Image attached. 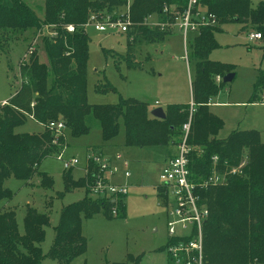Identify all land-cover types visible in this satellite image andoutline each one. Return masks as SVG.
I'll return each mask as SVG.
<instances>
[{"label": "trees", "instance_id": "obj_1", "mask_svg": "<svg viewBox=\"0 0 264 264\" xmlns=\"http://www.w3.org/2000/svg\"><path fill=\"white\" fill-rule=\"evenodd\" d=\"M189 0H132L129 15L132 25L127 32V55L118 57L116 66L125 61L131 68L140 67L133 57L137 44L143 41L164 44L177 27L156 25L149 20L156 17L157 23H172L177 12L182 13ZM128 0H44V18L23 0H0V50H4L9 34L25 32L43 26H55L57 37H43L49 65L39 61L35 51L20 64L21 82L18 91L0 108V201H9L14 192L5 183L16 178L31 183L36 175L43 188H52L53 179L39 171L42 161L59 154L67 144V132L73 138L88 135L91 126L88 118L99 123L104 145L115 139L120 130V120L125 128V145L129 147H169L176 145L182 136L183 125L189 118V104H172L165 109L166 119L152 115L148 104L136 99H123L117 105H91L87 99V73L89 61V38L86 24L92 16L100 21L110 17L113 21L125 19ZM170 8L169 13L165 8ZM124 13H119L122 9ZM196 11L212 15L215 24L199 25L190 31L193 38L189 44L188 58L195 61L192 81V99L197 105L189 142L203 147L200 156L192 154L191 170L194 175H210L213 158L219 164L227 162L232 167L247 158L241 174L230 175L224 186L210 187L202 191L209 209L204 225V256L207 264H264V142L256 130H236L227 138L218 139L223 128L220 118L210 111L209 104L224 88L223 81L217 84V76L224 78L234 73L230 64L210 60V53L218 48L215 39L221 26L229 22L251 23L264 39V7L251 10L250 0H198ZM74 25L69 33L65 27ZM180 31V30H179ZM8 37V38H6ZM105 56L112 57L110 51ZM97 91H116L108 82L99 84ZM264 90V71H259L253 85L250 104L255 103L259 91ZM30 118L43 127L37 133H17ZM62 120L65 138L61 146L53 144V134L48 124ZM90 146L87 152L101 154L102 147ZM173 155H170L171 157ZM91 169H98L90 163ZM71 170V169H70ZM68 170V171H70ZM132 177V176H131ZM65 192L85 189L86 179L74 180L72 174H64ZM123 181V180H122ZM130 181V180H129ZM158 195H162L158 186ZM112 201L89 197L65 206L61 210L53 246L44 255L41 244L50 217L28 207L24 218V233L18 228L16 212L0 210V264H43L49 258L56 264H72L84 255L87 240L82 232L84 219L103 214L111 219ZM120 216L125 218L126 203L119 206ZM167 245L164 247L166 251ZM168 255V254H167ZM143 255L129 254L123 263L140 264ZM169 264H174L168 256Z\"/></svg>", "mask_w": 264, "mask_h": 264}, {"label": "rangeland", "instance_id": "obj_2", "mask_svg": "<svg viewBox=\"0 0 264 264\" xmlns=\"http://www.w3.org/2000/svg\"><path fill=\"white\" fill-rule=\"evenodd\" d=\"M23 1L43 20L44 0ZM250 6L251 10H257L260 6L264 7V0H250ZM124 10L119 13H124ZM157 20L151 17L150 26L154 27ZM51 32L53 29L42 25L25 32L9 34L4 50H0V104L18 91L21 82L19 68L23 60L36 51L39 61L49 65L42 39L44 36L52 37ZM253 32L258 31L253 29L250 22H229L222 25L221 31L215 35L219 47L210 53V60L232 65L235 74L234 80L211 100L213 103L220 100L227 103L211 107V112L223 122V128L217 134L218 139H225L236 130H256L261 133L264 142V90L257 93L254 104L249 103L258 72L264 71V39L250 40L249 34ZM86 33L90 55L87 73L89 104L117 105L120 98L136 99L148 104L151 115L156 108L165 110L168 105H190L193 101L191 81L195 75V61L188 58L193 34L189 33L185 38L181 31L175 29L164 44L148 41L138 43L133 60L141 66L131 68L125 61L117 67L115 61L127 55V33H119L114 28L101 32L93 24L87 26ZM105 51H110L112 57L106 58ZM106 82L116 91L98 92L96 87ZM88 123L91 126L88 135L73 138L66 133L64 159H78L79 165L65 171L63 162L57 158L58 154H53L39 166L40 172L53 179L52 188H43L38 175L31 183L16 178H10L5 183L14 192V196L9 201H0V210L11 209L16 212L21 234L24 233V218L28 207L50 217V225L45 228V239L41 244L44 255L53 246L61 210L85 198L84 189L65 192L64 174H72L74 180L83 178L87 148L104 145L99 123L92 117L88 118ZM42 130L43 127L30 118L16 128L17 133H37ZM108 144L102 147V155L106 158L120 155L128 163L126 170L132 175L125 200L126 216L109 219L99 214L92 219L83 218L82 232L87 240V249L72 264L123 263L129 254L143 255L140 264H169L164 250L168 242L167 216L158 195V186L162 184L159 175L166 154L173 151L175 145L147 148L126 146L123 120H120L118 136L111 141V145ZM197 149H194V156L202 154L203 147L197 146ZM43 264L56 262L45 258Z\"/></svg>", "mask_w": 264, "mask_h": 264}, {"label": "built area", "instance_id": "obj_3", "mask_svg": "<svg viewBox=\"0 0 264 264\" xmlns=\"http://www.w3.org/2000/svg\"><path fill=\"white\" fill-rule=\"evenodd\" d=\"M131 1L128 0L127 16L125 19L113 21L110 17L102 23L97 16H92L87 26L93 24L98 31H106L114 28L119 33H127L132 25L129 15ZM198 0H189L186 9L180 13L177 12L175 21L172 23H156L161 27H177L186 37L190 31H195L199 25L215 24V18L212 15H205L196 11ZM165 12L169 13L170 8L166 7ZM53 29L52 38L57 37L55 26H48ZM65 29L69 33L75 31L74 25H67ZM249 39L261 40L262 35L259 32L249 34ZM217 84L223 81V78L217 76ZM5 101L1 106L7 105ZM197 105L192 102L189 108L188 121L183 125L182 136L175 145L176 153L168 157L163 164L159 175L161 185L159 186L162 195L161 204L166 209L168 242L166 252L173 260L174 264H207L204 256V225L209 216V209L205 199L202 197V191L210 187L224 186L228 182L230 175L242 173V169L247 164V158L242 159L237 167L230 166L227 162L219 164L217 157L213 158V168L210 175H194L191 170L192 154L197 147L189 142L193 116ZM53 134V144L61 146V138H65V124L60 119L57 122L48 124ZM63 149L57 158L63 162L65 171L75 168L79 165L78 159H64V151L67 144H63ZM90 163H95L98 169H91ZM118 163L123 165L120 169ZM127 162L117 155L113 160L105 158L102 154L89 152L83 178L86 179V187L89 197L96 200H108L114 204L111 212L112 216H120L119 206L126 200L129 192L131 173L126 170ZM125 168V169H124ZM122 177L121 182L116 179Z\"/></svg>", "mask_w": 264, "mask_h": 264}, {"label": "crops", "instance_id": "obj_4", "mask_svg": "<svg viewBox=\"0 0 264 264\" xmlns=\"http://www.w3.org/2000/svg\"><path fill=\"white\" fill-rule=\"evenodd\" d=\"M189 34V33H188ZM188 36V35H187ZM187 36L185 37V38H187ZM185 57H187V56H185ZM186 59V58H185ZM193 81V80H192ZM192 81H191V89H192ZM191 92H192V90H191ZM222 96V95H221ZM221 96H219V97H221ZM223 97H221L220 99H222ZM3 102H5V101H3ZM193 102V101H192ZM191 102V103H192ZM155 103H157V102H155ZM263 103V102H262ZM227 103H226V101L225 100H220L219 102H214L213 103V101L209 104V107H210V111H211V107H213V106H218V105H226ZM191 105V104H190ZM108 145H111V142L108 144ZM107 146V145H106ZM87 153H89V152H87ZM176 153V150H175V148L173 149V151H171L170 153H168V154H166V158H165V160L170 156V155H174ZM101 154H103V150H101ZM106 158V157H105ZM108 159H111V160H113L114 159V157H107ZM118 165H119V167H120V169H123V165L121 164V163H118ZM125 169V168H124ZM116 181L117 182H121L122 181V177L121 176H119V178H117L116 179ZM125 203H126V201H125ZM166 216H167V214H166ZM166 221H167V217H166ZM168 256V255H167Z\"/></svg>", "mask_w": 264, "mask_h": 264}, {"label": "water", "instance_id": "obj_5", "mask_svg": "<svg viewBox=\"0 0 264 264\" xmlns=\"http://www.w3.org/2000/svg\"><path fill=\"white\" fill-rule=\"evenodd\" d=\"M235 78V74L234 73H230L228 75H226L223 78V83L228 84L230 82H232ZM152 117L159 119V120H164L166 119V113L165 110L162 108H156L151 112Z\"/></svg>", "mask_w": 264, "mask_h": 264}]
</instances>
